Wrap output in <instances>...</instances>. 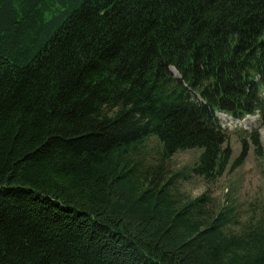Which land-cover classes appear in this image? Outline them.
I'll use <instances>...</instances> for the list:
<instances>
[{"label": "trees", "instance_id": "1", "mask_svg": "<svg viewBox=\"0 0 264 264\" xmlns=\"http://www.w3.org/2000/svg\"><path fill=\"white\" fill-rule=\"evenodd\" d=\"M263 90L264 0H0V264H264V207L167 170H235L215 113L264 114Z\"/></svg>", "mask_w": 264, "mask_h": 264}, {"label": "rangeland", "instance_id": "2", "mask_svg": "<svg viewBox=\"0 0 264 264\" xmlns=\"http://www.w3.org/2000/svg\"><path fill=\"white\" fill-rule=\"evenodd\" d=\"M218 120L224 126L231 128L228 127L229 132L236 133V137L231 140L234 151L232 164L240 158L243 152V140L246 141V150L235 170L227 172L220 180L211 184H207L199 177L182 179L181 174L184 173L182 171H187L199 160L203 153L200 149L174 155L168 160L167 170L172 173V176H178L180 191L189 197L197 198L208 193L212 196L218 210L221 207L232 206L241 220H245L257 207L258 217L260 209L264 207V121L259 116L255 119L251 117L249 121L241 123L224 116H220ZM254 133L258 137L256 143L253 141ZM155 139L144 147V154L148 160L158 158L161 151Z\"/></svg>", "mask_w": 264, "mask_h": 264}, {"label": "bare ground", "instance_id": "3", "mask_svg": "<svg viewBox=\"0 0 264 264\" xmlns=\"http://www.w3.org/2000/svg\"><path fill=\"white\" fill-rule=\"evenodd\" d=\"M251 118V117H250Z\"/></svg>", "mask_w": 264, "mask_h": 264}]
</instances>
